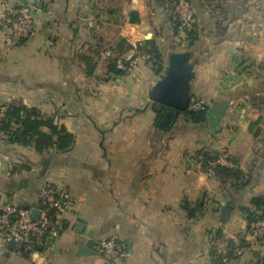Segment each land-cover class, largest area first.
I'll return each mask as SVG.
<instances>
[{
  "label": "crops",
  "instance_id": "crops-1",
  "mask_svg": "<svg viewBox=\"0 0 264 264\" xmlns=\"http://www.w3.org/2000/svg\"><path fill=\"white\" fill-rule=\"evenodd\" d=\"M32 1L42 3L32 37L7 47L0 25V116L9 105L36 107L75 142L39 152L0 129V200L37 208L46 183L67 197L53 244L40 251L45 264H264V242L249 230L264 214V0H190L194 35L168 0ZM122 39L132 47L120 54ZM183 51L194 65L191 101L224 112L217 132L207 115L194 123L177 112L160 125L165 108L150 94ZM115 56H136L137 68L112 70ZM212 153H226L237 174L211 172ZM90 232L95 253L80 255ZM114 234L128 258L100 254V238ZM0 264L36 262L6 245Z\"/></svg>",
  "mask_w": 264,
  "mask_h": 264
},
{
  "label": "built area",
  "instance_id": "built-area-1",
  "mask_svg": "<svg viewBox=\"0 0 264 264\" xmlns=\"http://www.w3.org/2000/svg\"><path fill=\"white\" fill-rule=\"evenodd\" d=\"M173 7L180 24L186 32L195 29V20L190 0H168ZM35 10L33 5L26 6L22 2L0 0V25L7 36V46L14 47L29 39L36 29ZM128 39L138 47L136 31H127ZM110 54V53H109ZM114 62L118 69L126 73L134 72L138 65V58L115 56ZM207 107L203 100H192L189 110L201 111ZM5 108L1 110L3 115ZM225 165L230 168L237 167L236 162L221 153L212 163L211 172L217 165ZM39 217H32V207H25L11 200H0V248H4L10 242H15L25 252L32 254L42 251L49 237L56 234L59 216L69 206V201L62 192L52 184L42 186L39 194ZM249 230L258 239L264 242V214L254 215L249 220ZM100 254L109 261L126 259L130 255L129 244L119 235H111L100 238L98 242Z\"/></svg>",
  "mask_w": 264,
  "mask_h": 264
},
{
  "label": "trees",
  "instance_id": "trees-1",
  "mask_svg": "<svg viewBox=\"0 0 264 264\" xmlns=\"http://www.w3.org/2000/svg\"><path fill=\"white\" fill-rule=\"evenodd\" d=\"M132 20H136L134 15ZM177 25H181L178 18ZM188 33L189 35H194L195 31L192 30ZM147 41L151 44L150 48L149 46L147 47V53L153 57V64L155 66H160L161 54L158 51V47L152 43V41ZM131 47L132 45L128 43L126 39H122L116 46V51L122 54ZM110 68L118 73L124 72L123 70L117 68L113 59ZM208 109L209 107L207 106L201 111H179V114H185L188 119L194 123H201L206 120ZM0 129L5 131L10 141L21 145L34 143L37 151L39 152H43L49 147H54L64 152L69 150L75 142V135L71 133L66 126L59 125L56 123L53 116L44 115L36 107L9 105L4 114L0 116ZM219 155L220 153L205 154V158L206 161H215L218 159ZM217 170L218 172L226 175L237 174V171H234V169L225 167V165L221 164L217 165ZM256 202H258V200H256ZM45 246L41 247V250H44ZM25 254L30 255L28 252H25Z\"/></svg>",
  "mask_w": 264,
  "mask_h": 264
},
{
  "label": "water",
  "instance_id": "water-1",
  "mask_svg": "<svg viewBox=\"0 0 264 264\" xmlns=\"http://www.w3.org/2000/svg\"><path fill=\"white\" fill-rule=\"evenodd\" d=\"M24 5H36L42 7L41 2L32 0H19ZM193 63L190 61L189 52H176L171 54L165 74L157 81L153 87L150 98L161 104L165 108V115L160 122L163 127H169L175 119L177 112L188 111L191 103L190 96V80L194 76ZM223 110L219 105H213L207 113V119L210 124V129L217 132L221 128V119L223 117ZM29 207V206H25ZM40 210L33 208L32 217L37 219ZM54 238L51 236L47 239V243L53 244ZM96 244L93 238V232L89 233V240L85 244L79 246L78 254L95 253L93 250ZM10 250H16L18 245L15 242L8 244ZM23 250V248L21 247Z\"/></svg>",
  "mask_w": 264,
  "mask_h": 264
},
{
  "label": "clouds",
  "instance_id": "clouds-1",
  "mask_svg": "<svg viewBox=\"0 0 264 264\" xmlns=\"http://www.w3.org/2000/svg\"><path fill=\"white\" fill-rule=\"evenodd\" d=\"M133 7H142V5L139 3V0H136ZM197 179L200 184H204L208 181V174H201ZM32 260H34L36 264H45V257L39 251L32 253Z\"/></svg>",
  "mask_w": 264,
  "mask_h": 264
},
{
  "label": "rangeland",
  "instance_id": "rangeland-1",
  "mask_svg": "<svg viewBox=\"0 0 264 264\" xmlns=\"http://www.w3.org/2000/svg\"><path fill=\"white\" fill-rule=\"evenodd\" d=\"M35 32H36V29H35ZM33 35H34V34H33ZM33 35H32V36H33ZM32 36H31V37H32ZM25 41H26V40H25ZM23 42H24V41H23ZM23 42H22V43H23ZM20 44H21V43H20ZM17 46H18V45H17ZM7 47H8V46H7ZM14 47H15V46H14Z\"/></svg>",
  "mask_w": 264,
  "mask_h": 264
}]
</instances>
